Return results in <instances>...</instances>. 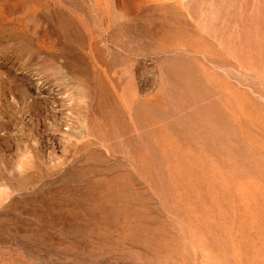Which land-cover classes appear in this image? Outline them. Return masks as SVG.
Here are the masks:
<instances>
[{
  "label": "rangeland",
  "instance_id": "374dc122",
  "mask_svg": "<svg viewBox=\"0 0 264 264\" xmlns=\"http://www.w3.org/2000/svg\"><path fill=\"white\" fill-rule=\"evenodd\" d=\"M0 264H264V0H0Z\"/></svg>",
  "mask_w": 264,
  "mask_h": 264
}]
</instances>
